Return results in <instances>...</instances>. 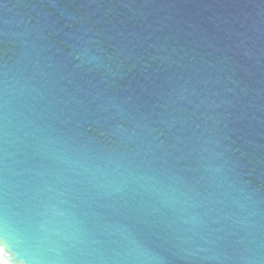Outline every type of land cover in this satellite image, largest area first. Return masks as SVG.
<instances>
[{"label": "water", "instance_id": "1", "mask_svg": "<svg viewBox=\"0 0 264 264\" xmlns=\"http://www.w3.org/2000/svg\"><path fill=\"white\" fill-rule=\"evenodd\" d=\"M2 264H264V0H0Z\"/></svg>", "mask_w": 264, "mask_h": 264}, {"label": "rangeland", "instance_id": "2", "mask_svg": "<svg viewBox=\"0 0 264 264\" xmlns=\"http://www.w3.org/2000/svg\"><path fill=\"white\" fill-rule=\"evenodd\" d=\"M0 264H2V263L0 262Z\"/></svg>", "mask_w": 264, "mask_h": 264}, {"label": "snow or ice", "instance_id": "3", "mask_svg": "<svg viewBox=\"0 0 264 264\" xmlns=\"http://www.w3.org/2000/svg\"><path fill=\"white\" fill-rule=\"evenodd\" d=\"M5 264H6V262H5Z\"/></svg>", "mask_w": 264, "mask_h": 264}]
</instances>
